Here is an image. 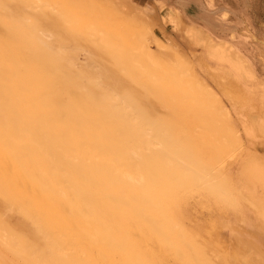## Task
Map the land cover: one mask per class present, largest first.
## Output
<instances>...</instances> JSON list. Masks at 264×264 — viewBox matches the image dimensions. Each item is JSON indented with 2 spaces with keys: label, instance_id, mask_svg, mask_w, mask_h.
Instances as JSON below:
<instances>
[{
  "label": "bare ground",
  "instance_id": "1",
  "mask_svg": "<svg viewBox=\"0 0 264 264\" xmlns=\"http://www.w3.org/2000/svg\"><path fill=\"white\" fill-rule=\"evenodd\" d=\"M44 5L42 0H20L19 5L16 4L22 11H37L40 15L44 14L41 9ZM60 15L62 27L60 25L59 28H62V32H58L61 35L58 41H67L66 44L72 43L73 47L62 46V42L61 45H53L51 39L55 35L42 31L33 42V55L30 53L26 56L24 48L21 51H24L25 58L20 52V56L16 53L21 58L18 59V56L12 55L14 52L10 48H6L8 52H13L10 53L11 58H0V75L11 73L12 76L17 73L19 77L31 71L34 76L42 70L44 74L57 79H51L41 71L37 76L41 78L37 79V83L41 84L36 85L37 77L29 74L33 77L30 83L33 82L34 87L49 84L39 93L31 86L27 88L30 100L26 103L29 112L26 115L31 127L30 134L45 141V145H35L32 153L23 154L15 146V143L20 144L16 140L20 136H12L4 103L0 99V243L13 252L18 261L28 264H105L107 254L113 253L125 256L133 264H146L139 255H129L130 240L123 235L122 230L139 226L159 228L162 220H158L152 212L162 207V196L168 192L169 186L202 181L206 173L198 166L197 159L185 157L179 145L171 144L162 128L153 123L150 110L141 99L147 86L141 85L130 91L129 82L119 76L128 69L139 76L144 72L161 71L158 78L193 97L196 110L202 108V102L208 106L210 101L204 102L198 96L203 84L193 79L195 75L193 72L191 75L189 70L192 68L186 66V57L175 44L166 42L146 29L140 30L132 42L123 43L122 46L101 32L97 39L85 36V43L79 44L74 38L76 35L65 29L68 12L64 11ZM193 33H197L196 30L188 36ZM22 34L20 38L24 39L25 35L23 37ZM198 34L193 39L199 44L202 39ZM26 39V42L23 40L20 43L24 42L30 52L32 43L27 45V42L32 40ZM212 42L207 44L210 47L208 53L226 60L231 69L244 73V76L231 75L234 82L224 84L223 92L228 105V111H224L228 112V116L236 114L241 121V134L235 132L232 123L230 127L240 152L244 147V138L248 140V147L245 146L247 156L239 160L237 172L233 171V162L230 168L227 166L230 175L236 172L235 181L229 189L231 193L224 187L231 194L226 193L228 197L231 196V201L225 190H220L217 183L214 186L217 190L219 188L223 198L226 196L231 202L235 219H244L251 224L258 221L263 229L257 228V234L264 233V161L259 160L254 143L257 134H264V96L260 103V114L256 120H251L246 116L245 108L249 102L243 104L242 94L250 92L255 72L244 65L242 55L236 56L235 52L233 55L237 58H233L232 52L230 54L224 49L223 44ZM7 43L9 41L0 43V50L9 47L4 46ZM124 54L128 57L126 65L120 63ZM49 61L55 64L52 63L54 71L60 70L59 75L55 76L54 71L51 75L42 65L36 64H49ZM35 69L36 73L33 71ZM46 77L47 80L49 77L54 80V86H50L52 83ZM190 77H193L196 85L198 83L197 86L193 82L189 85L192 81ZM259 81L264 87V81ZM193 86L199 92L195 90L196 93ZM210 90L203 92L209 95ZM215 143V151L221 150V146ZM226 143L221 147L223 151H232V146ZM219 164L224 165L225 162L218 161V167ZM220 170L222 168L218 169L217 165H211L213 177L219 176ZM220 181L226 183L222 179ZM256 182L262 189L254 187ZM48 224L54 231L49 229ZM50 230L55 232L54 236L50 235ZM46 238L53 242H50V246ZM2 264L15 263L3 258Z\"/></svg>",
  "mask_w": 264,
  "mask_h": 264
},
{
  "label": "rangeland",
  "instance_id": "2",
  "mask_svg": "<svg viewBox=\"0 0 264 264\" xmlns=\"http://www.w3.org/2000/svg\"><path fill=\"white\" fill-rule=\"evenodd\" d=\"M19 1L0 0V43L6 44L9 41L17 46L16 48L10 44V47L9 43L4 45L9 47L0 50V53L6 55L0 54L2 59L11 58L13 52V56H18L17 54L21 52V56L24 57V51L28 52V54L25 52L26 56H29L30 53L33 55V42L40 37L42 31L55 35L51 39L53 45L63 43L62 46L73 47L72 43L66 44L67 41H61L62 43L59 42L60 40L58 41L61 36L58 32H62V28H59L61 25L60 14L66 11L70 19L69 16H66L69 20L67 19L64 23L65 29L76 35L74 38L79 44L85 43V36L97 39L101 32L109 40L111 39L115 44L122 46L123 43L132 42V38L140 30H150L166 42L175 44L184 53L187 60L186 66L191 67L192 69H189L191 75L193 73L195 75L192 78L201 85L203 84L201 93H197L199 91L195 86L198 83L196 85V81L194 82L190 77L192 81L189 85L193 83L195 85L192 89L197 91L195 92L201 96L202 101H210L208 106L202 102V108L196 110L193 106V97L183 94L179 89H176V86L158 78L162 74L161 71L144 72L141 76L129 69L122 74L119 73L120 79L126 78V82H129L130 91L136 90L141 85L147 86V91L142 92L141 99L149 108L153 123L158 128H162L171 144L179 145L180 152L185 157L197 159L198 166L206 173L205 179L202 181H191L183 186L174 183V186H169L168 192L162 196L164 200L162 207L152 212L158 220H162V225L159 228L139 226V228L129 227L122 230L123 235L130 240L129 255H139L146 264H264V233L257 234L259 232L256 231L257 228L262 230V225L258 221L251 224L244 219H239V221L237 218L235 219L236 216L229 198L231 196L228 197L231 195L228 194V191L231 183L235 181L234 176L238 170L236 167H239L240 161L247 156L245 146L248 147V140L244 138V147L240 152L238 142L234 140L230 127L232 123L238 134L243 132V128L236 114L231 113L228 116V112H225L228 111V105L223 86L226 83L234 82L231 75L242 76L244 73L231 69L226 60H220L211 55V52L208 53L210 43L212 41L213 44L219 42L230 54L232 52V56L235 55V52L236 56L242 55L245 60L244 65H247L248 70L255 72V80H252L253 86L250 92H245L242 96H244L243 104L249 102V106L245 104L246 116L251 120H256L257 115L261 112L262 104L260 103L263 102L264 96L262 90L264 87L260 85L262 82L259 81H264V0H42L45 4L41 8L44 11L43 15L37 11L32 13L18 9L16 4L19 5ZM192 29L194 30L192 31ZM195 30L200 33L198 35L202 39V43L198 44L197 41H194L193 37H197V33L188 36ZM21 34L24 39H21ZM26 36L32 40L27 42L28 44L26 43L27 45L32 43L30 52L29 48L24 45L27 40ZM208 36L212 38H210L212 41ZM23 40L24 42L20 43ZM14 47L15 51L18 49L16 52ZM6 48H10L13 52L11 50L8 52ZM21 49L24 51L22 52ZM30 57L29 59H31ZM122 57V60L119 59L120 63L126 65L127 54ZM50 61L51 66L47 63L41 64V62L36 64L42 65V68L47 72H55V76L59 75L60 70L56 72L55 69L54 71L55 64L52 61L54 64L52 65ZM56 67L58 66L56 65ZM33 71L36 73L37 69ZM41 71H37L39 74H34V76L31 71H26L27 74L24 72L26 75L20 73L19 77L17 76L19 74L15 73L13 75L17 74L16 79L12 77L13 75L11 76V73L0 75V99L4 103V111L12 136L17 138L20 136L18 139H12L19 140L20 144L15 143V146L23 154L34 152L35 145H45L43 139H37L30 134L31 127L27 122L26 115L29 113L26 103L30 100L27 88L37 89L39 93L49 86L48 83L47 86H44L45 83L36 86L41 84L37 83V79L40 78L37 76ZM228 72L229 75H227ZM29 74L37 77L35 87L32 85L33 82L30 83V79L33 77ZM42 74L41 76H43ZM50 77L48 80L46 77V80L52 83L51 86L54 80H51L53 77L51 79ZM17 79L21 85L24 84L23 88ZM204 88L211 89L209 95L204 94L203 90H206ZM224 109L226 110L224 111ZM256 138L254 142L256 153L259 160L264 161V134L259 133ZM215 142L221 147L228 142L235 152L233 150V152L226 151L230 154L227 153V155L224 152L225 149L223 151L221 147H219L221 150L215 151L213 147ZM33 158L36 160L35 157ZM222 160L225 164H221L222 167L219 164L222 170L217 174L219 176L215 175L216 179L210 172L211 165L214 167L217 165L219 169L218 161ZM231 162L234 164L233 171H236L232 175H230V169H227V166L230 168ZM221 179L226 183L220 181ZM216 183L220 190H225L224 193L228 194L226 196L230 201L225 195L224 198L222 197L221 191H218L219 188L217 190V187L214 186ZM254 187L259 190L261 188L259 182L254 183ZM219 192L221 196L218 195ZM255 223L257 224L255 225ZM49 229H52L51 225H49ZM52 230L54 231V228ZM53 231L51 236L55 233ZM51 236L48 238L53 239ZM46 240L49 241V246L50 242L53 243L47 238ZM46 240L45 242L48 243ZM3 258L10 262L13 261L15 264H28L18 261L13 252L0 243V264L3 263ZM105 260V264H133L132 260L116 253L107 254Z\"/></svg>",
  "mask_w": 264,
  "mask_h": 264
}]
</instances>
